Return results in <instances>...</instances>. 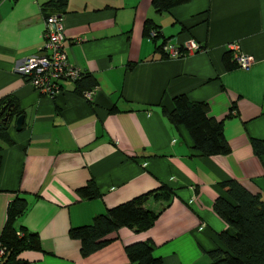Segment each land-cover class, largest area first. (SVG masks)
I'll return each mask as SVG.
<instances>
[{
	"label": "crops",
	"instance_id": "crops-1",
	"mask_svg": "<svg viewBox=\"0 0 264 264\" xmlns=\"http://www.w3.org/2000/svg\"><path fill=\"white\" fill-rule=\"evenodd\" d=\"M47 1L0 0V104L13 108L8 140L0 138V231L19 196L27 207L14 225L38 238L37 249L17 255L23 264H140L125 247L141 241L161 264H207L227 227L212 209L226 197L219 182L235 180L264 200V152L250 142L264 141V0H187L161 12L151 0H66L61 9ZM51 13L62 16L66 60L94 80L88 97L70 79L53 96L39 93L18 70L45 53ZM147 21L159 29L155 42ZM188 38L198 50L169 57L155 49L162 40L182 49ZM231 43L251 57L247 68L225 67ZM179 94L205 103L229 152L202 155L184 125L167 121L160 107L171 110ZM89 181L98 195L82 198L76 190ZM159 185L173 196L146 201L158 212L149 228L121 226L98 250L80 253L69 228Z\"/></svg>",
	"mask_w": 264,
	"mask_h": 264
},
{
	"label": "trees",
	"instance_id": "trees-1",
	"mask_svg": "<svg viewBox=\"0 0 264 264\" xmlns=\"http://www.w3.org/2000/svg\"><path fill=\"white\" fill-rule=\"evenodd\" d=\"M66 0H48L45 5L54 8H63ZM187 0H151L157 12L182 4ZM52 14V13H51ZM47 16V15H45ZM145 23L144 32H154L151 37L155 42L159 35L157 26ZM167 42L162 40L155 45L157 51L163 52L161 46ZM226 68L235 66L234 60L229 61V55L223 56ZM75 89L82 92L94 86V80L89 75H81L75 81ZM163 116L171 124H182L187 129L193 148L202 155L225 154L229 147L222 134L221 125L206 116V105L203 102L190 101L184 94L172 98L171 110L160 107ZM13 115V108L3 125L0 122V138L8 140L7 125ZM2 114L0 113V119ZM17 117V115H16ZM255 153L264 152V141L251 139ZM220 188L226 197L218 196L212 203L213 211L226 223L227 227L217 236L223 248L216 247L207 252V264H264V200L258 194L251 193L237 181L227 179L219 182ZM82 198H91L98 195L93 181L77 188ZM173 193L165 185L142 192L93 216L89 224L71 227L69 236L80 241V253L90 254L101 248L107 241L106 235L124 226L135 231L149 228L156 219L158 212L149 209L147 200L155 202L170 201ZM27 207L23 197L15 196L8 202L5 210V222L0 231V244L5 251L0 264H23L17 255L25 249H37L38 238L35 233L27 231L22 226H15V220L20 217ZM153 244L141 241L125 247V254L131 263L161 264L159 257L152 255Z\"/></svg>",
	"mask_w": 264,
	"mask_h": 264
},
{
	"label": "built area",
	"instance_id": "built-area-1",
	"mask_svg": "<svg viewBox=\"0 0 264 264\" xmlns=\"http://www.w3.org/2000/svg\"><path fill=\"white\" fill-rule=\"evenodd\" d=\"M43 44L42 53L38 56L26 58L18 70L27 78L29 84L39 93L53 96L59 90L60 80H77L80 71L66 60V54L62 48V16L60 13L47 15L43 18ZM150 36L154 35L151 30ZM230 50L234 51L233 60L239 68H247L252 61L251 57L237 50L236 44H228ZM199 49V44L193 39L185 40L182 49L169 43H164L161 50L169 57L179 56L182 52L186 54ZM91 91L84 90L82 95L89 96ZM5 248L0 244V263Z\"/></svg>",
	"mask_w": 264,
	"mask_h": 264
},
{
	"label": "water",
	"instance_id": "water-1",
	"mask_svg": "<svg viewBox=\"0 0 264 264\" xmlns=\"http://www.w3.org/2000/svg\"><path fill=\"white\" fill-rule=\"evenodd\" d=\"M12 110V104L8 103V99H5L0 104V113L2 114V117L0 119L1 124H5L10 112ZM22 124V115H18L15 119V130H20Z\"/></svg>",
	"mask_w": 264,
	"mask_h": 264
}]
</instances>
